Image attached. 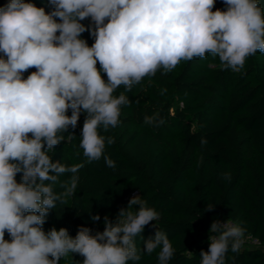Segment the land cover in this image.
I'll return each mask as SVG.
<instances>
[{"label": "clouds", "instance_id": "9594fccd", "mask_svg": "<svg viewBox=\"0 0 264 264\" xmlns=\"http://www.w3.org/2000/svg\"><path fill=\"white\" fill-rule=\"evenodd\" d=\"M48 2L50 12L26 0L0 7V264H59L69 253L83 257L82 264H129L158 248V264H169L174 249L166 233L157 230L142 249L136 245L135 238L160 216L141 195L131 197L114 221L105 216L104 230L94 235L84 226L74 238L63 227L44 231L49 211L75 192L84 167L53 162L49 152L84 113V157L90 162L103 156L114 168L104 155L106 141L114 140L101 130L115 128L121 106L129 103L114 91L121 85L130 91L145 76L171 72L181 60L208 53L239 72L250 55L264 53V8L259 0H222L226 9L215 11L216 0ZM88 18L94 26L81 23ZM85 31L94 38L91 46L81 38ZM31 68L36 70L24 78ZM66 173L71 175L61 184L64 191H54ZM245 231L239 222L214 220L200 264H226L229 250L239 252Z\"/></svg>", "mask_w": 264, "mask_h": 264}, {"label": "trees", "instance_id": "16d2710c", "mask_svg": "<svg viewBox=\"0 0 264 264\" xmlns=\"http://www.w3.org/2000/svg\"><path fill=\"white\" fill-rule=\"evenodd\" d=\"M26 2L52 10L48 0ZM7 3L0 0V7ZM259 5L264 8V0ZM216 9H226L222 0H216ZM81 23L92 25L90 18ZM81 38L89 46L94 42L89 31ZM35 70L26 71L24 78ZM102 76L107 80L106 74ZM121 93L129 103L121 106L120 123L101 130L114 140L106 141L104 151L114 168L106 166L103 156L90 162L84 157L80 148L84 113L77 127H69L65 140L49 152L53 162L84 167L75 192L49 211L44 231L63 227L74 238L84 226L94 235L104 230L105 216L114 221L131 197L141 195L160 216L135 238L138 248L162 231L174 249L169 264H200V252L208 250L213 235L211 223L231 219L262 244L242 245L238 253L229 250L226 264H264V53L250 55L239 72L225 69L211 53L181 60L171 72L158 70L130 91L119 86L113 95ZM146 117L152 122L146 123ZM69 134L74 137L69 139ZM21 175L16 176L18 182ZM70 175H61L54 191L63 192L61 184ZM208 205L214 208L209 211ZM97 214L100 220L93 222L91 216ZM5 239H10L7 232ZM159 251L142 254L140 261L129 264H158ZM82 260L69 253L59 264Z\"/></svg>", "mask_w": 264, "mask_h": 264}, {"label": "built area", "instance_id": "2783aa9c", "mask_svg": "<svg viewBox=\"0 0 264 264\" xmlns=\"http://www.w3.org/2000/svg\"><path fill=\"white\" fill-rule=\"evenodd\" d=\"M231 221L235 222L234 220H231ZM261 244L262 243H261V241L258 238L254 237L252 235H245L244 236V243L242 245H245V246H260Z\"/></svg>", "mask_w": 264, "mask_h": 264}]
</instances>
